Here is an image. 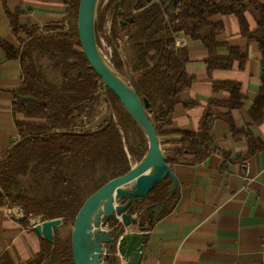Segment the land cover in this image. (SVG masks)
<instances>
[{
    "label": "trees",
    "instance_id": "1",
    "mask_svg": "<svg viewBox=\"0 0 264 264\" xmlns=\"http://www.w3.org/2000/svg\"><path fill=\"white\" fill-rule=\"evenodd\" d=\"M112 2L111 36L125 40L128 45L132 78H126L124 63L116 49L115 67L142 101H149L146 112L159 138L179 137L174 141L177 146L164 149L168 165L199 163L209 157L215 151L214 124L221 117L218 109L210 108L197 131L167 128L181 95L192 85L186 72L188 56L185 49L176 47V36L185 33L207 47L209 72L232 69L236 63L242 68L247 60V55L241 54L237 47H229L228 55L219 54L218 50L227 46L218 39L225 28L222 23L209 21L213 15H236L241 34L260 47L261 91L250 114L255 122L264 119V0H141L134 7L135 12L126 10L128 0L123 5L119 0ZM79 3L80 0H67L65 22L48 28L22 23L17 11L10 15L12 30L26 38L16 47L0 37V65L4 53L8 60L18 59L23 71V80L13 98L19 139L0 158V207L19 206L27 216L60 217L64 224L72 226L85 200L108 180L128 172L148 148L142 129L117 95L105 89L81 49L77 26ZM247 14L254 16L255 29H251ZM41 57H46L49 66L60 74L59 83L46 77L38 63ZM222 85L230 98L211 100L210 104L228 108L229 112L240 108L245 94L239 85L234 82ZM103 102L110 109L108 118L96 127H83V115L95 116ZM196 103L186 102L185 106ZM262 147L264 142L258 144L259 149ZM22 176L30 177L31 187L41 189L42 194L30 192ZM172 188L173 179L166 177L142 206L165 203L172 208L178 192L172 193ZM22 222L28 224L29 220ZM42 242L39 253L23 264H74L72 232L62 238L56 230L53 243L45 239ZM105 264H120L114 250Z\"/></svg>",
    "mask_w": 264,
    "mask_h": 264
},
{
    "label": "crops",
    "instance_id": "2",
    "mask_svg": "<svg viewBox=\"0 0 264 264\" xmlns=\"http://www.w3.org/2000/svg\"><path fill=\"white\" fill-rule=\"evenodd\" d=\"M66 1L0 0V37L16 47L26 38L12 30L10 15L17 11L25 24L43 28L61 25L66 19ZM247 18L255 29L254 16L247 14ZM209 21L225 28L218 39L227 46L221 47L219 54L228 55L229 47H237L247 60L242 68L236 63L232 69L209 72L207 47L182 33L186 46L179 49L187 53L186 72L192 85L181 95L167 128L197 131L206 112L218 109L221 117L212 131L215 151L199 163L172 166L179 179L176 201L172 208L165 204L161 215L153 214L150 219L146 212L141 217L149 236L140 264H264V147L258 148L264 142V119L255 122L250 114L261 91L263 55L257 42L241 34L236 15H213ZM1 59L0 158L19 139L13 98L23 80L18 59L8 60L4 53ZM228 82L237 83L245 94L243 105L230 112L210 104L211 100L230 98L222 85ZM186 102L197 103L186 107ZM178 138H159L163 151L177 146L174 141ZM8 207H0V264H23L39 253L43 239L30 222L9 215Z\"/></svg>",
    "mask_w": 264,
    "mask_h": 264
},
{
    "label": "water",
    "instance_id": "3",
    "mask_svg": "<svg viewBox=\"0 0 264 264\" xmlns=\"http://www.w3.org/2000/svg\"><path fill=\"white\" fill-rule=\"evenodd\" d=\"M125 0H119L123 5ZM137 0L136 6L139 5ZM152 1V0H147ZM99 0H80L77 26L81 49L90 66L102 79L105 89L113 91L133 120L146 136L148 148L143 158L131 169L113 177L90 195L77 213L72 229L74 264H105L111 251L122 259V264H140L148 239V226L141 217L149 212H165V203L143 207V201L166 177L173 179L172 193L179 187V179L168 165L155 125L146 108L149 101L140 98L135 88L103 58L98 44L96 18ZM114 116H111V120ZM28 219L42 239L53 243L62 218L45 219L42 216L21 215ZM133 227V231L127 228Z\"/></svg>",
    "mask_w": 264,
    "mask_h": 264
},
{
    "label": "rangeland",
    "instance_id": "4",
    "mask_svg": "<svg viewBox=\"0 0 264 264\" xmlns=\"http://www.w3.org/2000/svg\"><path fill=\"white\" fill-rule=\"evenodd\" d=\"M136 3L137 0H128V3L126 4V10L135 12L134 7L136 6ZM112 4L113 2L111 3V0H99L97 5L96 29L99 49L105 61L110 64L114 69H116V67L113 61V52L116 49L124 63L126 78L130 80L132 78V70L129 67L130 57L128 45L126 44V42H124L125 40L121 38L117 40L112 38L110 32L111 26L113 24ZM38 63L49 80L55 83H59L61 81L60 74L49 66V62L47 61L46 57H41L38 60ZM109 112L110 109L108 105L103 102L100 108L97 109L95 116L90 117L87 115H83V122L81 123V125L86 128L96 127L108 118ZM21 179L23 180V184L28 187L30 192H32L33 194H42L41 189L39 190L35 188V186L34 188H32L33 186L31 187V185H33V182L30 177L22 176ZM72 229L73 226L71 224L63 223L62 226L57 228L58 236L62 238H67L71 234Z\"/></svg>",
    "mask_w": 264,
    "mask_h": 264
},
{
    "label": "built area",
    "instance_id": "5",
    "mask_svg": "<svg viewBox=\"0 0 264 264\" xmlns=\"http://www.w3.org/2000/svg\"><path fill=\"white\" fill-rule=\"evenodd\" d=\"M181 35L182 33H179L177 36H176V47L177 48H182L184 46H186L185 44V41L183 39H181ZM8 210V214L11 215L12 217H15L18 219V217H20L21 215H26L23 208L19 207V206H12V207H8L7 208ZM29 217H32V215H30ZM31 227L33 226V222L30 224ZM122 264V263H121Z\"/></svg>",
    "mask_w": 264,
    "mask_h": 264
}]
</instances>
